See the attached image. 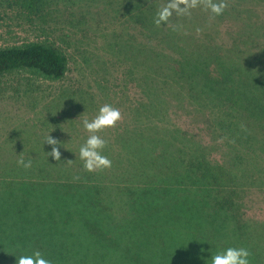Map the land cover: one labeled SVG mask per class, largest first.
<instances>
[{
  "label": "trees",
  "instance_id": "16d2710c",
  "mask_svg": "<svg viewBox=\"0 0 264 264\" xmlns=\"http://www.w3.org/2000/svg\"><path fill=\"white\" fill-rule=\"evenodd\" d=\"M11 1L29 14L38 13L39 5L46 2ZM109 2L113 13H124L118 23L132 35L127 46L133 56L142 57L146 65L163 58L160 67L169 62L173 72L168 76L147 67L131 71L127 80L136 82L141 92L135 100L138 110L151 104L152 96L155 102L147 108L156 107L154 114L161 99L168 101L163 84L182 87L184 96L198 100V106L192 105L203 114V120L214 123L227 136L222 142L237 161L255 153L254 175H258L259 167L264 169V79L260 73L241 66L233 70L229 64L240 63L230 53L195 34L203 25L193 9L190 16L173 13L168 22L157 26L156 13L168 0ZM173 26L179 27L173 30ZM67 63L66 54L52 42L0 47V75L34 68L60 78ZM208 112L212 120L205 118ZM151 118L155 139L170 136L181 142L174 124L162 117ZM124 143L127 146V140ZM127 147L132 159L143 158L144 154L137 156L141 151L133 144ZM79 148L61 150L60 161L47 158L45 167L51 170L52 181L22 175L18 181L0 182V264H16V257L37 250L52 264H210L211 255L228 247L247 248L250 264H264V235L258 231H264V223L241 219L238 212L244 204L235 201L237 188L252 186L229 184L222 178L210 187L206 175L214 174L201 145L196 176L181 172L172 163L167 166L174 168L171 172L152 174L146 164L127 166L112 150L107 153L111 168L87 172ZM162 166L157 164L156 169ZM222 167L227 170L226 165ZM11 173L5 171L4 177ZM260 178L254 185L263 188Z\"/></svg>",
  "mask_w": 264,
  "mask_h": 264
},
{
  "label": "rangeland",
  "instance_id": "374dc122",
  "mask_svg": "<svg viewBox=\"0 0 264 264\" xmlns=\"http://www.w3.org/2000/svg\"><path fill=\"white\" fill-rule=\"evenodd\" d=\"M109 1L46 0L39 5L38 13L29 14L14 1L0 0V47L47 41L59 47L68 60L66 72L60 78L34 68L14 69L0 75V182L18 181L22 175L39 182L52 181L51 170L45 167L47 158H51L46 155L52 148L44 143L47 135L59 142L60 151H74L89 135L82 127V120L92 119L99 107L107 103L121 111L122 120L116 127L98 133L107 141L102 152L105 156L112 150L120 154L127 166L146 164L152 174L159 170L171 172L178 165L181 172L196 176L195 161L200 153L197 148L201 145L214 174L206 175L210 187L222 178L229 184L251 185L252 188H237L236 204H244L239 208V217L264 223V187L254 185L262 181L260 176L264 179V169L261 171L259 167L258 175H254L255 153L243 156L242 162L235 159L222 142L227 136L195 110L193 105L198 106V100L187 98L186 90L184 96L180 86L163 84L168 101L161 99L157 115L152 112L156 107L147 108L155 102L153 96L151 104L138 110L135 100L141 97V92L136 82L127 80L131 71L147 67L168 76L173 72L169 62L160 67L163 58L149 60L146 65L142 57L133 56L127 46L132 35L124 31V24L118 23L124 13H113ZM227 3L223 14L215 17L202 8L193 9L195 18L203 25L199 26L200 35L217 42L233 61L240 63L229 64L233 70L241 66L260 73L264 79V0H227ZM179 81L183 83L181 78ZM156 116L174 124L183 141L182 151L181 142L170 136L154 138L151 117L156 119ZM205 118L212 120L210 112ZM261 135L262 132L257 134V143ZM126 140L127 146L133 144L141 151L137 156L144 154L143 158L132 159ZM21 156L32 161L31 168L17 165ZM171 163L174 168L169 170L167 166ZM157 164L163 166L156 169ZM9 170L12 173L4 177ZM258 231L264 235L263 230Z\"/></svg>",
  "mask_w": 264,
  "mask_h": 264
},
{
  "label": "clouds",
  "instance_id": "9594fccd",
  "mask_svg": "<svg viewBox=\"0 0 264 264\" xmlns=\"http://www.w3.org/2000/svg\"><path fill=\"white\" fill-rule=\"evenodd\" d=\"M198 7L209 11L215 17L223 14L225 9L228 8V3L227 0H168L157 11L154 24L159 26L162 22H168L173 13L177 16H190L191 10ZM177 27L179 26H173V30H176ZM200 32L201 29L197 28L196 33L199 34ZM120 120H122L121 111L107 103L99 107L97 114L92 119L84 118L82 120V127L89 134L79 148V158L83 162L85 171L96 172L111 168L112 161L102 154L107 141L98 133L107 128L116 127ZM45 142L52 146L51 151L47 155L56 161H60L61 152L57 147L59 142L50 134L45 138ZM68 162L71 161L68 160ZM16 163L25 169H29L32 166V161L30 159L25 161L22 156ZM76 179L79 178L77 177ZM250 256L251 252L247 248L228 247L222 252L211 255L210 264H250ZM16 264H52V261L37 250L31 255L16 257Z\"/></svg>",
  "mask_w": 264,
  "mask_h": 264
}]
</instances>
